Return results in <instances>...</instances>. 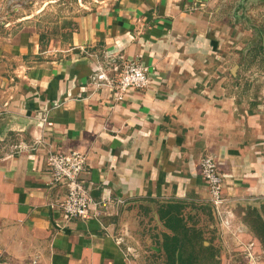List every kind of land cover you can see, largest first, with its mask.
Listing matches in <instances>:
<instances>
[{
    "label": "crops",
    "instance_id": "0c3cea01",
    "mask_svg": "<svg viewBox=\"0 0 264 264\" xmlns=\"http://www.w3.org/2000/svg\"><path fill=\"white\" fill-rule=\"evenodd\" d=\"M259 4L74 0L56 40L33 25L0 31V264H143L131 237L145 218L156 235L149 248L166 264L162 234L171 231L158 218L175 203L192 229L208 211L213 238L233 221L247 238L236 249L263 264L264 83L248 75L251 58L264 57V24L250 14ZM131 59L150 82L117 101L114 82ZM73 149L87 155V219L64 217L67 188L51 182L47 164L50 152ZM209 154L223 174L224 210L200 172ZM201 231L217 264H238L231 245Z\"/></svg>",
    "mask_w": 264,
    "mask_h": 264
},
{
    "label": "rangeland",
    "instance_id": "374dc122",
    "mask_svg": "<svg viewBox=\"0 0 264 264\" xmlns=\"http://www.w3.org/2000/svg\"><path fill=\"white\" fill-rule=\"evenodd\" d=\"M74 4V0H0V31L4 32L3 28H8L13 32L20 31L26 25H33L36 28L37 33L42 36V38L46 41L56 40L58 38L60 28L59 22L67 20V17L70 16L72 11V7ZM262 4H259L256 9H254L251 15L253 22L260 24L261 22L264 24V17L262 18L261 13L264 10L260 9ZM6 23H8L6 25ZM62 23V24H63ZM261 26V25H259ZM254 33V45L258 50L263 49V43L260 38V33L258 30L253 31ZM43 44H46L44 42ZM255 65V73H249L248 75L253 78V81L257 83H264V57L262 54L260 56H254L251 58ZM223 208L222 210H224ZM208 212V211H207ZM205 213L206 220L203 221V225H200L201 230H203L206 234L205 239L210 241L212 244H218L221 240L225 245H231V249H226L227 252H230L236 260L238 264H249L246 260L248 256L247 249H236V244L239 242H244L247 238L244 235L239 234L238 232H234V223L230 220V222H225L219 229H215V237L213 236V231L210 232V227L207 229L205 223L209 225V223H213L214 221L210 220L209 212ZM150 222H149V221ZM143 219L140 222V226L137 232V236L132 235L131 240L137 243L139 246L137 254L143 258V264H164V259H160L157 257V254L150 250V240H156V235H151L149 229L154 225H150L152 222L150 219ZM206 227V228H205ZM135 238V239H134ZM215 242V243H214ZM209 243V242H208ZM223 253L225 249H221ZM257 253V252H256ZM159 256V255H158ZM260 257V256H259ZM264 264V262H263Z\"/></svg>",
    "mask_w": 264,
    "mask_h": 264
},
{
    "label": "built area",
    "instance_id": "2783aa9c",
    "mask_svg": "<svg viewBox=\"0 0 264 264\" xmlns=\"http://www.w3.org/2000/svg\"><path fill=\"white\" fill-rule=\"evenodd\" d=\"M102 77L103 75L100 74L99 78ZM149 82L148 67L137 60H128L114 82L116 100H123L132 89L145 88ZM87 163V155L77 149L52 151L47 156L51 182L63 184L67 188L66 198L60 204L66 219H87L91 216L93 201L83 178ZM199 164L202 178L210 191L212 204L216 210L222 209L226 197L223 192L224 178L219 169V161L209 154L204 155Z\"/></svg>",
    "mask_w": 264,
    "mask_h": 264
},
{
    "label": "trees",
    "instance_id": "16d2710c",
    "mask_svg": "<svg viewBox=\"0 0 264 264\" xmlns=\"http://www.w3.org/2000/svg\"><path fill=\"white\" fill-rule=\"evenodd\" d=\"M183 205L180 203L167 204L161 208L159 221L171 231L163 233V248L166 264H217V253L211 244L204 245L202 231L189 228L185 216L181 215ZM164 211V213H162ZM264 228V224H262ZM264 243V232L259 234ZM192 243L191 247L187 242ZM200 241L199 247L196 243ZM189 243V244H190ZM161 250V249H160Z\"/></svg>",
    "mask_w": 264,
    "mask_h": 264
}]
</instances>
